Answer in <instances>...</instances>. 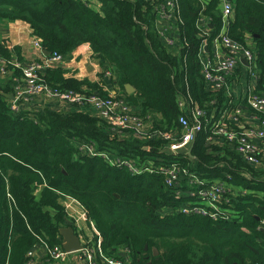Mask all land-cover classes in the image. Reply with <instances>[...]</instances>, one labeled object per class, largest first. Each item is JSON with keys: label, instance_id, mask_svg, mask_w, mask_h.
Segmentation results:
<instances>
[{"label": "trees", "instance_id": "1", "mask_svg": "<svg viewBox=\"0 0 264 264\" xmlns=\"http://www.w3.org/2000/svg\"><path fill=\"white\" fill-rule=\"evenodd\" d=\"M167 1L0 0V18L30 23L50 54L68 58L89 43L105 70H112L114 92L133 113L143 122L148 114L159 117L142 138L131 136L132 131L127 137L122 135L127 129L113 132L111 123L90 105L18 114L0 92V264H27L38 241L63 244L60 229L73 225L61 202L67 196L87 209L104 252L117 255L128 249L133 264H264V139L257 140L259 161L250 162L234 141L214 133L222 109L235 113L239 105L248 113L256 111L225 89L209 87L202 72V42L207 39L215 49L223 0H172L182 43L179 53L167 48L156 27L159 7ZM227 33L253 47L259 77L254 91L264 95V0H236ZM0 53L11 67L10 47L0 45ZM65 73L58 65L46 67L41 77L55 90L101 97L111 92L103 87V74L101 82H92ZM236 77L235 72L229 82ZM127 84L135 90L129 93ZM190 99L194 106L187 113L179 103ZM195 109L204 115L196 119ZM182 115L191 124L200 121L201 130L188 150L172 154L159 131L180 136ZM234 120L227 115L222 125L242 131ZM83 143L133 160L140 173L90 155L80 148ZM174 161L203 179L221 178L234 186L221 197L218 210L203 206V197L184 174L167 184L160 168ZM196 207L216 216L182 210Z\"/></svg>", "mask_w": 264, "mask_h": 264}, {"label": "built area", "instance_id": "2", "mask_svg": "<svg viewBox=\"0 0 264 264\" xmlns=\"http://www.w3.org/2000/svg\"><path fill=\"white\" fill-rule=\"evenodd\" d=\"M171 1L168 2L170 4ZM162 10H165V6H161ZM223 25L221 33L214 38L212 46V53L205 60L202 59V72L205 75V80L208 85L215 90H220L224 87L229 86V78L232 77L242 58L251 62L250 73H255L254 68V50L249 45H245L232 39L227 31L230 24V19L234 11V5L231 1H224L223 6ZM207 24H203L202 27ZM208 46L207 39L202 42L201 49L204 50ZM33 58L28 64H23L21 61H12L11 65L20 68L23 76L26 80L25 86H16L15 98L12 100L10 108L13 112L20 114L24 110L23 104L31 100L36 95H46L50 97H56L64 100L65 102L84 106L90 105L92 109L102 118H105L111 123V129L113 132L121 133L124 129L129 128L128 119L134 118L139 126L143 124V120L139 116H132L130 108L127 102L122 97H118L116 92L109 93L107 97L98 96L95 93H76L72 90L60 91L51 88L41 77V70L46 67H55L63 60V56L58 53L45 54L41 40L37 37L33 41ZM5 60L3 55L0 53V71L5 70ZM232 97L240 98L245 100L256 113H251V118L259 123V126L251 127L249 129H243L242 131L230 130L222 125V120L230 114H227L224 110L222 118L219 119L217 129L214 132L217 135H222L231 141L235 142L237 151L250 162H258L256 154L258 153L259 146L257 143L258 139H264V95L256 93L254 90L249 88L246 93L241 94H230ZM184 102H180V108L184 109ZM242 114V107L237 105L235 107V113L233 118H238ZM194 115L196 119L204 115V111L195 109ZM182 124L183 133L177 136L175 132H169L166 130H160L159 134L168 141L169 152L172 154L179 153L181 150H188L192 144L195 135L201 130V123L197 121L191 124L189 119L182 115L179 118ZM81 149L88 150L93 155H99L108 160L111 164L119 163L129 168L133 174L140 173L139 167L133 162V160H122L120 158L113 157L112 155L105 154L94 148L93 145L81 144ZM174 161L171 166H161L160 171L166 174V182L169 185H173L177 182L179 176L184 174L187 178V182L198 190L200 196L203 197L204 207H212L216 210L219 209L218 202L221 197L224 198V194L231 190L226 186V182L221 178L203 179L195 171L191 170L186 166L176 163ZM155 171V169H150ZM208 183L206 189L203 185ZM78 201V200H77ZM81 206L83 217L89 221L92 226L96 239H88L82 244V247L74 252H69L64 249L62 244L50 246L44 243L48 257L41 262H37L33 255V251H30L28 256L27 264H61L67 262L69 256L72 253H78V258L81 264H133L131 252L125 249L122 254L109 255L104 252L102 246V237L95 227L94 222L88 218L87 209L78 201ZM185 212H203L205 214H211L216 216L215 213H210L208 209L201 208H183ZM74 219V218H73ZM264 228V225L261 226Z\"/></svg>", "mask_w": 264, "mask_h": 264}, {"label": "crops", "instance_id": "3", "mask_svg": "<svg viewBox=\"0 0 264 264\" xmlns=\"http://www.w3.org/2000/svg\"><path fill=\"white\" fill-rule=\"evenodd\" d=\"M171 1L170 4L168 2ZM207 1V0H204ZM226 0H223V3ZM233 2V5L236 0H227ZM222 3V6H223ZM165 10H162L161 6L160 14L156 20V27L159 35L163 39V42L166 44L167 48H169L174 53H179L180 47L182 45L179 35L178 29V19L176 16V11L174 5H172V0H168L165 4ZM234 13V11H233ZM233 15V14H232ZM206 24H209V21H205ZM36 36L33 33V28L30 23L22 19H16L15 21L7 22L0 18V45H3L6 48L11 49V57L7 59L8 61H21L23 64H28L33 58V41ZM16 46L17 50H16ZM209 48V46H207ZM253 48V47H252ZM211 48L206 50H202L205 54V59L210 56ZM21 58H20V57ZM203 59V58H202ZM245 59V58H244ZM246 60V59H245ZM247 63H244L242 60L241 64L238 65L236 74V79L232 80L229 86L222 88L229 94H241L251 88L252 90H256L259 84V77L257 78V72L254 74L250 73L251 62L246 60ZM60 66L66 69L65 76L66 77H75L80 80L88 79L92 82H101L102 74L103 79L106 80V85H103L104 89H108L111 93H114L115 87L117 84H111V80H113V72L112 70H105L106 68L100 61V59L94 54L93 49L91 48L89 43H84L76 48L72 54L67 58H63L60 62ZM41 72H45V68L41 70ZM105 73V74H104ZM117 75V74H116ZM205 79V78H204ZM206 82V80H205ZM26 80L23 76L22 70L13 65L11 67L5 66L4 71H0V85L2 89L0 92H6L7 94L15 95L16 86H25ZM208 85V83L206 82ZM209 86V85H208ZM210 87V86H209ZM119 90V89H118ZM129 92V91H128ZM131 93V92H129ZM8 100L9 105L12 104V100L9 96L3 95ZM181 102L185 103L183 107L184 110L189 113L192 110V106H194L193 100H182ZM76 105L65 102L64 100L56 97H50L43 94L36 95L31 100L26 101L23 104V112H41L45 109H51L56 111H71L74 109ZM86 104L84 107H88ZM180 106V103H179ZM243 109V108H242ZM224 109L220 111L222 113ZM94 111V110H93ZM95 112V111H94ZM249 111L242 110V114L238 116V118H234L235 122L242 126L243 129H249L251 127L259 126V123L251 118V113ZM130 113L132 116H136L130 108ZM155 114V113H154ZM157 115V114H155ZM230 117H234V112H230ZM159 117H154L153 114H148L145 116V121L141 126L138 125L136 120L132 117L128 119L127 133H122L123 136H133L142 138L145 131H148V127H152L154 120ZM129 131L133 133L129 135ZM81 146V145H80ZM167 152H169L168 146L166 147ZM86 150V149H85ZM88 151V150H87ZM183 151V150H181ZM89 152V151H88ZM180 152V151H179ZM170 153V152H169ZM92 156L93 155L89 152ZM40 189H38L39 192ZM61 202L66 206V210L68 212L71 221L80 228V232L78 234L82 240V243L85 240L92 239L95 237V232L92 227H90L88 220L81 214V206L78 203L77 199L71 196H67L61 199ZM74 218V219H73ZM64 242V239H63ZM62 242V243H63ZM63 246V245H62ZM30 251H33V255L37 262H41L48 257V251L44 243L38 241L34 244L33 248ZM131 254V253H130ZM132 257V254H131ZM133 259V258H132ZM61 264H81L78 258V253H72L69 256L67 262Z\"/></svg>", "mask_w": 264, "mask_h": 264}, {"label": "water", "instance_id": "4", "mask_svg": "<svg viewBox=\"0 0 264 264\" xmlns=\"http://www.w3.org/2000/svg\"><path fill=\"white\" fill-rule=\"evenodd\" d=\"M206 50H208V47H205ZM45 54H50L49 51L44 50ZM242 61L244 63H247L246 60L244 58H242ZM126 88L129 92H133L135 89L131 84H127ZM3 95L9 96L11 99L15 98L14 93L13 94H7L6 92H1ZM60 234L62 235L64 242H63V247L66 251L69 252H74L79 250L82 247V240L78 234V232H76L75 228L72 225L69 226H64L60 229ZM158 251L155 249V254H157Z\"/></svg>", "mask_w": 264, "mask_h": 264}, {"label": "rangeland", "instance_id": "5", "mask_svg": "<svg viewBox=\"0 0 264 264\" xmlns=\"http://www.w3.org/2000/svg\"><path fill=\"white\" fill-rule=\"evenodd\" d=\"M59 64H61V63H59ZM226 186L228 187V188H232V187H234L233 185H231V184H226ZM241 187H239V188H234V189H236V190H238V189H240ZM240 192V191H239ZM239 194V193H238ZM81 214H82V211H81ZM83 216V215H82ZM88 223H89V221H88ZM89 225H90V223H89ZM74 228H75V230H76V232H80V228L74 223V221H73V225H72ZM90 227H92L91 225H90ZM264 229V228H263Z\"/></svg>", "mask_w": 264, "mask_h": 264}]
</instances>
